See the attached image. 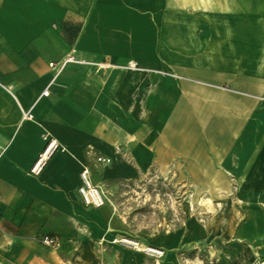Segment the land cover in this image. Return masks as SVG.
<instances>
[{
    "label": "crops",
    "instance_id": "obj_1",
    "mask_svg": "<svg viewBox=\"0 0 264 264\" xmlns=\"http://www.w3.org/2000/svg\"><path fill=\"white\" fill-rule=\"evenodd\" d=\"M83 167L109 202L84 203ZM155 173L264 235V0H0V264H68L42 235L116 237L111 195Z\"/></svg>",
    "mask_w": 264,
    "mask_h": 264
},
{
    "label": "rangeland",
    "instance_id": "obj_2",
    "mask_svg": "<svg viewBox=\"0 0 264 264\" xmlns=\"http://www.w3.org/2000/svg\"><path fill=\"white\" fill-rule=\"evenodd\" d=\"M194 174L202 182V173ZM187 175L186 183L178 173H155L121 184L111 195L117 219L110 226L119 231L113 239L84 237L77 229L74 237L62 242L57 237V245H44L40 236L36 241L43 248L58 250L68 264H264V235L255 239L233 234L240 228H234L237 221L221 218L226 215L221 212L225 205L214 203V187H196L192 173ZM169 233H178L180 243L157 245V237ZM117 237L159 248L163 255L113 241Z\"/></svg>",
    "mask_w": 264,
    "mask_h": 264
},
{
    "label": "built area",
    "instance_id": "obj_3",
    "mask_svg": "<svg viewBox=\"0 0 264 264\" xmlns=\"http://www.w3.org/2000/svg\"><path fill=\"white\" fill-rule=\"evenodd\" d=\"M72 56H68L64 59L62 62V65L69 60H72ZM51 65L53 63H50ZM43 93H47V90H44ZM27 118L31 117V114L26 113L24 115ZM44 138L47 139L46 144L41 151V153L37 156V158L34 160L33 164L30 167V171L34 174H37L41 171L42 167L44 166L48 156L53 151V149L57 146V141L55 138H47V135H44ZM101 160H105V158L99 157ZM80 176V185L78 186L77 190L80 194L82 200L84 203L88 205H92L95 207H99L104 204V202L107 199L105 191L96 184H93L92 181L89 178L88 169L86 167H83L79 173ZM40 242L44 245H57L58 244V238L51 235H42L39 237ZM115 241V239L113 240ZM119 242V241H117ZM147 252V251H146ZM153 254L154 256H161L160 254H156L153 252H149Z\"/></svg>",
    "mask_w": 264,
    "mask_h": 264
},
{
    "label": "bare ground",
    "instance_id": "obj_4",
    "mask_svg": "<svg viewBox=\"0 0 264 264\" xmlns=\"http://www.w3.org/2000/svg\"><path fill=\"white\" fill-rule=\"evenodd\" d=\"M115 241H119L121 243L130 245L135 247L137 250H142V251H147V252H153L156 254H160L161 256L163 255V251L159 248L153 247L151 245H143L140 244L137 240L128 238V237H120L118 239H115ZM260 255V254H259ZM258 256V255H257ZM262 262V261H261ZM159 263V262H158Z\"/></svg>",
    "mask_w": 264,
    "mask_h": 264
}]
</instances>
